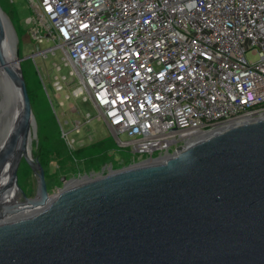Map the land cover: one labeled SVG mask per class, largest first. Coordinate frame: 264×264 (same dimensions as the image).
Listing matches in <instances>:
<instances>
[{"label": "water", "instance_id": "1", "mask_svg": "<svg viewBox=\"0 0 264 264\" xmlns=\"http://www.w3.org/2000/svg\"><path fill=\"white\" fill-rule=\"evenodd\" d=\"M0 40L22 98L0 166L12 161L9 185L22 157L38 176L34 198L4 205L0 197V264H264V117L205 134L161 162L85 175L53 198L28 151L34 114L24 57L1 8Z\"/></svg>", "mask_w": 264, "mask_h": 264}, {"label": "built area", "instance_id": "2", "mask_svg": "<svg viewBox=\"0 0 264 264\" xmlns=\"http://www.w3.org/2000/svg\"><path fill=\"white\" fill-rule=\"evenodd\" d=\"M31 6L26 22L34 54L61 48L74 77L62 79H78L73 94L92 102L122 147L160 158L196 136L264 117V0H33ZM45 41L54 45L42 49Z\"/></svg>", "mask_w": 264, "mask_h": 264}, {"label": "rangeland", "instance_id": "3", "mask_svg": "<svg viewBox=\"0 0 264 264\" xmlns=\"http://www.w3.org/2000/svg\"><path fill=\"white\" fill-rule=\"evenodd\" d=\"M32 3L33 0H0V8L15 29L19 55L24 57L20 69L29 87L34 114L30 152L45 169L49 195H57L71 186L73 179L79 180L85 175L94 177L149 162V154L135 153L131 146H120L115 131L97 117L92 102L73 94V88L79 82L76 78L74 83L66 84L62 79L64 75L68 81L74 77L71 67L63 61L61 48L48 56L34 54L37 48L29 32L30 24L26 22L27 17L33 15ZM52 45L53 42L47 41L40 44L42 49ZM31 54L34 55L29 56ZM248 56L256 58L251 53ZM3 98L0 89V101ZM88 112L92 119L87 117ZM119 137L129 139L125 133ZM37 180L38 176L22 157L17 178L18 201L36 196Z\"/></svg>", "mask_w": 264, "mask_h": 264}, {"label": "bare ground", "instance_id": "4", "mask_svg": "<svg viewBox=\"0 0 264 264\" xmlns=\"http://www.w3.org/2000/svg\"><path fill=\"white\" fill-rule=\"evenodd\" d=\"M4 44H5V42H4ZM2 48H3V43L0 40V51ZM5 58L10 59V66H13V68H14L15 55H11L9 53L6 55ZM14 69L11 72L13 74L17 75V73H18L17 69L16 70H14ZM0 78H1L0 79V83H1L0 89L4 93V98L2 101H0V146H2V144L5 142L6 138L11 133L13 127L15 126L16 122L18 121V119L21 115L22 98H21V93H20L19 87L11 82V79L9 78L8 74L5 71V65L1 63V60H0ZM203 136L204 135H199V136H196L194 138H191L192 140L189 141L188 143L194 142ZM32 137L33 136L31 134L29 141H28V148H29L28 151L30 150V143H32L31 142ZM16 152H17V154L23 153L21 144H18V146L16 148ZM175 154L176 153L168 154V155L160 157V158H151L149 162L134 165L132 167L145 165V164H152V163H156V162H161V161L165 160L166 158L173 156ZM155 159H157V160H155ZM147 160H149V159H147ZM151 160H153V161H151ZM11 167H12V161H8L5 164L0 166V197H1V202L4 205L5 204L11 205L14 201L18 200V187H17V185L15 183H12L11 185H9V176H10ZM84 180H86V178L83 177V178H80L79 180L72 181L71 185L76 184L78 182H82ZM57 195H55V196H57ZM55 196H53V198ZM8 198H10V199L8 200ZM32 211H34V209L29 208V209L21 211L17 215H19V216L25 215V214H28Z\"/></svg>", "mask_w": 264, "mask_h": 264}, {"label": "trees", "instance_id": "5", "mask_svg": "<svg viewBox=\"0 0 264 264\" xmlns=\"http://www.w3.org/2000/svg\"><path fill=\"white\" fill-rule=\"evenodd\" d=\"M26 84H27V82H26ZM27 88H28V92H29V87H28V84H27ZM29 95H30V92H29ZM30 98H31V96H30Z\"/></svg>", "mask_w": 264, "mask_h": 264}]
</instances>
